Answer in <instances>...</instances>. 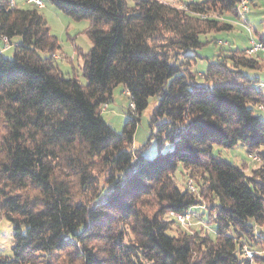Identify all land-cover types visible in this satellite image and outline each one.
I'll list each match as a JSON object with an SVG mask.
<instances>
[{
	"label": "trees",
	"instance_id": "obj_1",
	"mask_svg": "<svg viewBox=\"0 0 264 264\" xmlns=\"http://www.w3.org/2000/svg\"><path fill=\"white\" fill-rule=\"evenodd\" d=\"M48 1L90 20L86 83L59 70V44L36 7L0 0V39L20 37L12 57L0 50V213L14 240L0 264H264L255 249L245 254L264 241L255 230L264 222V170L248 175L212 154L215 144L241 143L264 159V92L259 77L244 71L263 63L244 50L219 54L203 72L186 62L201 33L230 27L193 13L211 7L238 17L240 0L186 8L160 0ZM257 40L264 44V32ZM118 84L133 115L120 132L99 112ZM151 96L159 97L150 119L158 152L147 158L146 144H131ZM167 144L172 149L162 151ZM94 163L104 184L83 200L74 189L91 194L99 186ZM179 163L199 194L215 199L214 239L169 233L176 219L166 214L199 202L176 183Z\"/></svg>",
	"mask_w": 264,
	"mask_h": 264
},
{
	"label": "rangeland",
	"instance_id": "obj_2",
	"mask_svg": "<svg viewBox=\"0 0 264 264\" xmlns=\"http://www.w3.org/2000/svg\"><path fill=\"white\" fill-rule=\"evenodd\" d=\"M190 0H166L171 4L181 5L182 8ZM195 3H200L202 0H193ZM247 12H241L238 17L231 16L220 9L205 8L203 13L207 17H212L219 21V25H224L225 22L230 24L228 29H211L205 33H201L199 39L201 46L195 51L189 50L190 54L195 56L186 59L183 54L179 55L180 60H185L193 69L195 73L203 72L206 70L207 64L210 60L216 59L219 54L231 53V50L242 51L250 47L251 38L257 39L258 34L264 32V0H245ZM44 6L37 8L39 13L44 17V23L50 28V32L56 37L59 44V48L53 54L55 62L63 74L66 76H74L79 79L82 84L86 83L85 77L82 74V55L87 53L92 46V41L87 34V28L90 25L89 19L76 20L69 15L65 14L57 7H55L48 0H43ZM132 3V0H129ZM14 3L19 7H31L30 4L24 2V0H14ZM199 9V5H196ZM199 7V8H198ZM200 17L199 15L193 13ZM207 17H200L204 20ZM250 28V32L248 31ZM11 44L9 48L2 50L3 42L0 39V50L7 56L12 57L14 45L20 42L19 36L11 38ZM196 63L194 57L196 58ZM244 71L250 76H258L261 83L264 82V64L260 65V68H244ZM199 75V74H198ZM264 92V87L262 88ZM158 96H151L148 99V104L145 109L138 115V122L136 125L135 133L133 136V142L131 144L132 149L143 148V156L152 158L158 152L156 132L153 125V135H151L150 119L155 105L158 101ZM107 109L103 112L104 119L117 131L120 132L126 120L131 118L132 109L130 108V98L128 93L123 88L122 84H118L112 91V99L107 103ZM255 111H257L255 109ZM258 112V111H257ZM163 120V119H160ZM262 148V146H261ZM172 149L171 144H167L163 147L162 151ZM255 152V151H252ZM212 154L224 160H227L235 165L241 166L245 173L252 175L256 169L264 170V159L260 161L252 160L248 156L246 147L238 143L232 147H224L220 145H213ZM93 175L100 176L99 186L95 187L91 194L88 190L81 191L80 189H74V192L80 194L83 200L94 196V192L98 191L104 184L102 168L98 167L96 163L93 166ZM175 181L180 188H186L185 183L188 178L187 168L179 163L178 168L174 172ZM197 179V178H196ZM198 180V179H197ZM83 192V193H82ZM197 195L198 203L193 207L195 215L191 218L189 225H181L177 221L171 224L169 233L182 234L188 233L195 238L196 241L202 237L215 238V225L213 222L214 212L211 211V205L215 201L213 196L209 193L199 194L198 188L195 192ZM167 218L174 219L170 214H166ZM256 232L264 233V222L260 225H255ZM13 240V227L0 213V253L6 256L12 255ZM248 249H255L256 253L264 255V241L258 243L254 247H247ZM258 249V250H257Z\"/></svg>",
	"mask_w": 264,
	"mask_h": 264
},
{
	"label": "built area",
	"instance_id": "obj_3",
	"mask_svg": "<svg viewBox=\"0 0 264 264\" xmlns=\"http://www.w3.org/2000/svg\"><path fill=\"white\" fill-rule=\"evenodd\" d=\"M160 1L166 2V0H160ZM24 2L30 4L32 7H36V8H41V7L44 6L43 0H24ZM245 2H246L245 0H240L238 5H237V10H238L239 15L241 14L239 11L244 12V11L247 10ZM9 5L10 6H14L15 5L14 0H9ZM182 8H186L185 5ZM195 14H197L200 17H203V18L207 17V15L205 13H203V12H195ZM207 18H212V17H207ZM248 31L250 32V28H248ZM1 40H2L3 45H4L2 50L10 47V42L8 41V39L5 36L1 37ZM244 52L247 55L258 56L260 58L261 62L264 64V44L262 42L258 41L257 39L251 38L250 47L244 49ZM259 86L262 88L264 86V83H259ZM107 106H108L107 103H103L100 106V111L99 112L101 114H103V112L106 111ZM258 109L263 110V106L259 105ZM248 156L252 160H255V161H260V159H261L260 155L256 151L255 152H248ZM185 186L190 192H194L195 193L196 190H197V186L194 183L192 178H188L186 180ZM193 207L194 206L188 208L186 211H184L182 213L170 212L169 214L171 216H173L178 223H180L181 225L186 226V225L190 224L191 218L196 214ZM245 254H246V256L251 257L252 254H253L252 249L246 248L245 249Z\"/></svg>",
	"mask_w": 264,
	"mask_h": 264
},
{
	"label": "crops",
	"instance_id": "obj_4",
	"mask_svg": "<svg viewBox=\"0 0 264 264\" xmlns=\"http://www.w3.org/2000/svg\"><path fill=\"white\" fill-rule=\"evenodd\" d=\"M190 1H193V0H190ZM193 2H194V1H193ZM168 3H169V2H168ZM170 4H171V3H170ZM177 4H180V3H177ZM177 4H174V5H173V4H171V5H173V6H176V7H179V8H180V6H181V5H177ZM184 4H185V3H184ZM263 83H264V82H263ZM263 87H264V86H263ZM263 87H262V88H263Z\"/></svg>",
	"mask_w": 264,
	"mask_h": 264
}]
</instances>
